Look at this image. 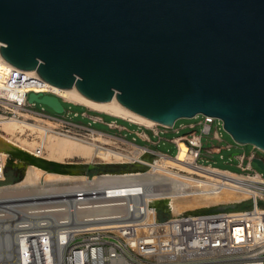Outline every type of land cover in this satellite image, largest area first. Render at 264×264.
Listing matches in <instances>:
<instances>
[{
  "label": "water",
  "instance_id": "1",
  "mask_svg": "<svg viewBox=\"0 0 264 264\" xmlns=\"http://www.w3.org/2000/svg\"><path fill=\"white\" fill-rule=\"evenodd\" d=\"M0 44L55 86L170 126L216 116L264 152V0H0ZM29 101L64 112L57 95Z\"/></svg>",
  "mask_w": 264,
  "mask_h": 264
},
{
  "label": "built area",
  "instance_id": "2",
  "mask_svg": "<svg viewBox=\"0 0 264 264\" xmlns=\"http://www.w3.org/2000/svg\"><path fill=\"white\" fill-rule=\"evenodd\" d=\"M1 77L4 79V83L0 84L1 114L8 117L28 115L31 122L38 118L59 123L55 131L61 133L83 136V132L90 134L95 131L111 135L93 126L98 121H104L99 115H92V120L83 123L75 118L88 116L86 111L64 107L63 113L53 114L44 106L36 108V101H29L32 92L64 98L52 89L44 88L43 80L24 69L10 67ZM193 118L195 122L181 125V128L189 127L192 130L190 133H180L181 128L175 127L176 122L172 126L137 124L143 129L137 131L133 138L121 133L118 138L122 145L116 150L129 157L128 165H135L131 169L138 174L102 179L106 178L104 171L97 174L85 172L83 180L42 191L36 198L24 200L22 203L34 202L41 206L34 217L28 211L19 216L21 227L33 232L34 238H37L31 248L34 255L30 263L264 264V173L252 166V160L259 156L252 152L248 156L249 161L244 164L245 153L233 154V159H240L243 172L205 164L203 159L206 156L212 158L222 148H206L203 135L210 134L215 124L214 138L222 140L220 129L223 120L202 113ZM117 123L112 120L107 124L111 127L115 124L123 132L124 127H119ZM197 127L201 128V134L195 132ZM170 129L178 135L164 138L162 134ZM147 130L158 140L154 141ZM138 139L157 147L161 143H171L176 147V153L171 155L144 145ZM231 147L227 145L228 150ZM167 157L174 158L178 165L169 166L174 173L172 176L162 172L167 169L162 164ZM205 170L210 175L200 173ZM217 170L230 171L236 176L219 175ZM148 172H154L162 179L151 183L143 178ZM217 177L220 181L215 180ZM155 186L170 189L174 197L213 193L225 187L245 192L248 196L235 203L175 213L158 210L153 205L152 202L158 199H166L170 204L174 200V197L160 196ZM229 204L236 206L221 211L212 210Z\"/></svg>",
  "mask_w": 264,
  "mask_h": 264
},
{
  "label": "bare ground",
  "instance_id": "3",
  "mask_svg": "<svg viewBox=\"0 0 264 264\" xmlns=\"http://www.w3.org/2000/svg\"><path fill=\"white\" fill-rule=\"evenodd\" d=\"M10 67L16 66L7 61L0 51V84L4 83V79H2L1 75ZM24 70L30 75L43 80L44 88L52 89L55 93L64 98L65 101L84 104L97 111L111 114L112 116L127 117L147 126H154L161 123L125 107L119 102L116 96L107 101L95 100L85 96L75 85L70 88H61L51 84L41 77L36 68ZM62 92H64L63 95ZM28 118V115H23L22 117H8L0 113V180L5 179L4 172L8 159L11 158L14 162L26 163L27 165L25 174L20 181L10 186L0 187V195L4 197H1L2 199H0V202L31 200L36 198L42 191L58 188L67 183L85 179L86 174L84 175L81 173L83 170H77L79 172L75 173L65 170L74 165L84 167L92 163L122 168L129 164V161H127L129 158L128 156H124L118 150L106 146V144H112V142L110 137L104 135L102 132L93 131L88 137L61 133L55 131L58 126L51 121L36 118L35 122H31ZM76 159L78 160L77 162L75 161ZM162 164L167 168L162 172L170 176L174 175L173 170L169 168V166H178L174 158L167 157L163 160ZM132 170L134 169L124 168L119 171H109L104 174L106 178L102 179H115L118 176L139 173ZM205 171L206 172L200 173L210 175L207 170ZM217 172H219V175L226 174L229 176H236L229 171L217 170ZM143 178L151 183H155L159 181L158 179H162L154 172L144 173ZM219 178L220 177H217L215 180L220 181ZM154 188L160 196L174 197V193L170 191V189L161 188L159 186H155ZM224 194H233V197H235L236 194L237 199L235 198L233 201V197L231 196L225 200L223 199ZM247 196L245 192L225 187L213 193L201 192L200 194L193 195H175L171 204L166 199H158L152 203L157 208H160L159 205H163L168 210L180 213L184 210H196L220 204L235 203L247 198ZM21 206L23 208L33 209L31 213L34 214H37L41 208V206L36 205L34 202ZM3 207H8V205L6 204V206L4 205ZM0 211H6V209H0ZM21 224L22 222H20L18 226L20 233L17 234L16 238L14 237L16 239V249L13 258H11L12 256L6 257L4 260L2 259L3 253H0V264H31L29 260H31L34 255V251L31 248L36 244L37 238H34L35 234L33 232H29L26 228L21 227ZM26 238L27 240H25ZM4 248L5 247H2V249L0 248L2 252ZM37 254H39V252H37Z\"/></svg>",
  "mask_w": 264,
  "mask_h": 264
},
{
  "label": "rangeland",
  "instance_id": "4",
  "mask_svg": "<svg viewBox=\"0 0 264 264\" xmlns=\"http://www.w3.org/2000/svg\"><path fill=\"white\" fill-rule=\"evenodd\" d=\"M63 94H64V92H62V95ZM62 104L66 109L71 107L74 110H77L79 112L86 111L88 113V116H86V117L85 116H79V117L75 118L77 121H80L83 123H88L90 120H92L90 117L92 115L101 116L104 119V121L103 122L98 121V122L94 123L93 126L97 129L103 130V131L111 134V135H107V136L110 137L112 144H106V146L112 147L114 149H117L118 147H120L122 145L121 140L118 138V137H120L121 133H122V135H126L128 138H133V136L137 135L136 134L137 131H141L143 129L139 125L147 126L143 123L133 121L132 119L127 118V117L116 118L117 116H112L111 114H108V113L105 114V112L100 113V111H97L91 107L84 105V104H78V103H74V102L68 103V102H65L63 99H62ZM42 106H44L45 109L50 113L61 114V113L55 112L48 105L36 101V106H35L36 108L40 109ZM120 118L128 120L129 122L124 121ZM112 119H116L115 121H117L118 124H120L124 127L123 132H121V128L115 127V124H113L112 127L107 124ZM195 121H196L195 118H181V119H178L176 121L175 127L181 128L182 124L187 125V124H189L191 122H195ZM130 122H133L136 124H133ZM54 124H56L59 127V123H54ZM137 124H139V125H137ZM148 127H151V126H148ZM215 129H216V125L214 124L212 129H211L210 134L203 135L204 146L206 148L219 146L222 148V150L220 153L214 154L212 158H207V156H206L203 159V162L205 164L212 163L213 165L218 166L220 168H227V169H230L232 171L243 172V169L240 166V159L239 158L233 159L232 158L233 154L245 153L246 159L244 161V164H246L249 161L248 156L251 155L252 152H255L259 157L264 159V152L259 150L258 148H256L252 144H244V145L238 144L234 140V138L231 136V134L225 130L223 123H222V127L220 129L222 140H218V139L214 138ZM191 131L192 130L189 127L180 129V133H190ZM147 132L152 136L151 131L147 130ZM195 132L197 134H201L202 130L200 127H197L195 129ZM91 133L90 134H84V132H83V136L88 137L91 135ZM177 135L178 134L176 133V131L171 130V129L168 132L162 134V136L166 139L173 138ZM152 139L154 141H156V140H158V137L152 136ZM138 141L144 145L151 146L155 149H158L161 151H167L171 155L176 153V147L171 143H165V144L161 143L160 146L157 147L156 145H153L152 143L144 142L141 139H138ZM229 144L232 146L230 150L227 149V145H229ZM221 155H223V157H221ZM77 159L75 160L76 162L78 161ZM206 159H208V161ZM90 165L91 166L87 165L84 167L74 165V166L70 167L71 169L66 168L65 170L71 171L73 173L79 172L77 170H83L81 173H83L85 175L86 171H89V173L92 174V172H94L95 169L99 168L98 166H106V167H113L114 168V166H112V165L107 166L105 164H102V165L97 164L96 165V164L91 163ZM252 166L255 170H258V171L264 173V169H261L259 167V165L253 160H252ZM131 167H132L131 165H126V166H123L122 168L121 167H116V168H120L119 170H121L124 168L130 169ZM26 169H27L26 163L14 162L13 159H11V158L8 159L7 165L5 168V172H4L5 173V179L0 180V187L8 186V185L10 186V185L20 181L23 178ZM88 169H90V170H88ZM119 170H104V172L119 171ZM97 173H98V171L94 172V174H97ZM158 180H160V179H158ZM231 196L233 197L234 195L233 194H224L223 199L226 200V199H228V197H231ZM1 197L2 196L0 195V199L4 198V197H2V198ZM27 197H29V196H27ZM12 198H14V197H12ZM235 198L237 199L236 194H235V197H233V201ZM22 202L23 201L0 202V209H2V210L6 209V211H0V214H2V215H0V248L2 249V247H5L3 252L0 249V251H1L0 253H3L2 259H4V260L6 259V257L12 256L11 258H13V255L15 253V249H16V239L15 238H16L17 234L20 233V230H18L19 229L18 226L20 225V218H19L20 214L22 212H27L28 210L29 211L27 213H31V211L33 210V209L31 210L28 208H23L21 205L28 204V203H22ZM6 204L8 205V207H3L4 205L6 206ZM159 206H160V208H164V209L166 208L163 205H159ZM239 207H244V205H239ZM34 210H36V209H34ZM166 210H168V209L166 208ZM161 213H162V211H161ZM29 215L34 217V213H31ZM163 215L164 214H161V217L165 218ZM5 250H6V252H5ZM11 258H10V260H11Z\"/></svg>",
  "mask_w": 264,
  "mask_h": 264
},
{
  "label": "trees",
  "instance_id": "5",
  "mask_svg": "<svg viewBox=\"0 0 264 264\" xmlns=\"http://www.w3.org/2000/svg\"><path fill=\"white\" fill-rule=\"evenodd\" d=\"M106 114V113H105ZM117 118V117H116ZM120 119H122V118H120ZM112 120H116V119H112ZM112 120H110V121H112ZM122 120H124V121H127V120H125V119H122ZM109 121V122H110ZM127 122H129V121H127ZM99 168H97V169H95L96 171H98V172H102V171H104V170H117V168H113V167H106V166H98ZM94 170V172H96ZM94 172H92V174H94Z\"/></svg>",
  "mask_w": 264,
  "mask_h": 264
},
{
  "label": "crops",
  "instance_id": "6",
  "mask_svg": "<svg viewBox=\"0 0 264 264\" xmlns=\"http://www.w3.org/2000/svg\"><path fill=\"white\" fill-rule=\"evenodd\" d=\"M118 124V123H117ZM119 125V127H123L122 125H120V124H118Z\"/></svg>",
  "mask_w": 264,
  "mask_h": 264
},
{
  "label": "flooded vegetation",
  "instance_id": "7",
  "mask_svg": "<svg viewBox=\"0 0 264 264\" xmlns=\"http://www.w3.org/2000/svg\"><path fill=\"white\" fill-rule=\"evenodd\" d=\"M69 169H71L70 167H68Z\"/></svg>",
  "mask_w": 264,
  "mask_h": 264
}]
</instances>
